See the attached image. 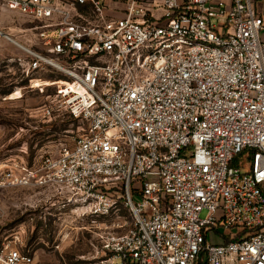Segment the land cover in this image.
Wrapping results in <instances>:
<instances>
[{
	"label": "built area",
	"instance_id": "built-area-1",
	"mask_svg": "<svg viewBox=\"0 0 264 264\" xmlns=\"http://www.w3.org/2000/svg\"><path fill=\"white\" fill-rule=\"evenodd\" d=\"M124 1L2 0L25 21L5 36L26 87L54 88L40 118L81 132L38 165L7 160L0 190L48 189L92 216L124 200L132 225L107 237V264H264L261 15L253 0ZM0 263L32 256L3 245Z\"/></svg>",
	"mask_w": 264,
	"mask_h": 264
},
{
	"label": "rangeland",
	"instance_id": "rangeland-1",
	"mask_svg": "<svg viewBox=\"0 0 264 264\" xmlns=\"http://www.w3.org/2000/svg\"><path fill=\"white\" fill-rule=\"evenodd\" d=\"M124 4L121 0L120 7ZM24 22L0 0V166L20 158L29 166L38 165L42 157L55 155L81 132L68 115L40 118L46 94L54 88L40 93L26 87L29 81L23 79L15 61L21 50L5 36L20 42ZM118 201L108 214L92 216L84 207L58 201L48 189L0 190V247L11 245L30 254L31 264H107L110 254L103 247L107 237L125 233L132 225L130 210L124 200ZM207 215L203 210L200 217Z\"/></svg>",
	"mask_w": 264,
	"mask_h": 264
},
{
	"label": "crops",
	"instance_id": "crops-1",
	"mask_svg": "<svg viewBox=\"0 0 264 264\" xmlns=\"http://www.w3.org/2000/svg\"><path fill=\"white\" fill-rule=\"evenodd\" d=\"M253 1L257 13L260 14L263 19V29L260 32V38L264 42V0H253Z\"/></svg>",
	"mask_w": 264,
	"mask_h": 264
},
{
	"label": "trees",
	"instance_id": "trees-1",
	"mask_svg": "<svg viewBox=\"0 0 264 264\" xmlns=\"http://www.w3.org/2000/svg\"><path fill=\"white\" fill-rule=\"evenodd\" d=\"M104 192L107 195H109V196L110 195L111 196H118L119 194H122V190L121 189H118L116 186H113L111 188L105 189ZM199 264H205L204 261H203V259H202V256L200 257Z\"/></svg>",
	"mask_w": 264,
	"mask_h": 264
},
{
	"label": "bare ground",
	"instance_id": "bare-ground-1",
	"mask_svg": "<svg viewBox=\"0 0 264 264\" xmlns=\"http://www.w3.org/2000/svg\"><path fill=\"white\" fill-rule=\"evenodd\" d=\"M15 43H17V42L15 41ZM34 82H35V84H40L41 83L40 80H34Z\"/></svg>",
	"mask_w": 264,
	"mask_h": 264
}]
</instances>
